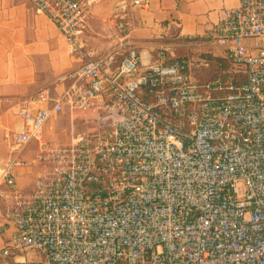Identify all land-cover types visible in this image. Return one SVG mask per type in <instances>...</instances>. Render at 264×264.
<instances>
[{
	"label": "built area",
	"instance_id": "1",
	"mask_svg": "<svg viewBox=\"0 0 264 264\" xmlns=\"http://www.w3.org/2000/svg\"><path fill=\"white\" fill-rule=\"evenodd\" d=\"M26 1L80 66L57 78L70 82L61 94L46 86L16 110L23 129L8 138L0 176V264H264V0H238L206 35L180 41L223 50L229 69L209 80L169 48L152 64L130 48L113 66L79 37L87 0ZM66 108L91 116L95 131L44 140ZM32 141L42 171L24 194L16 170Z\"/></svg>",
	"mask_w": 264,
	"mask_h": 264
},
{
	"label": "crops",
	"instance_id": "2",
	"mask_svg": "<svg viewBox=\"0 0 264 264\" xmlns=\"http://www.w3.org/2000/svg\"><path fill=\"white\" fill-rule=\"evenodd\" d=\"M87 1L88 14L79 37L91 56H110L116 66L132 48L144 64H152L158 60L160 50L169 48L170 60L194 61L192 71L200 80L222 74L197 63L201 52L222 57V49L178 44L186 42L189 36L206 35L219 21L221 11L236 7L238 0H149L148 9L133 7L132 0ZM115 15L128 19L129 31L124 33L118 29L116 22L120 19L114 20ZM79 66L80 62L69 53L66 38L46 15L37 13L26 0H0V176L11 153L8 138L23 129L17 108L29 104L46 86L52 88L54 96L61 94L70 82L57 83V78L74 72ZM47 106L43 102L37 104L40 108ZM78 116L91 117L67 108L52 116L43 127V139L70 144L88 133H76ZM37 155L36 141L30 142L21 153L25 165L16 170V188L21 193L33 192L41 174L42 164ZM2 211L0 199V228ZM4 239L0 229V247Z\"/></svg>",
	"mask_w": 264,
	"mask_h": 264
},
{
	"label": "rangeland",
	"instance_id": "3",
	"mask_svg": "<svg viewBox=\"0 0 264 264\" xmlns=\"http://www.w3.org/2000/svg\"><path fill=\"white\" fill-rule=\"evenodd\" d=\"M200 58V59H199ZM199 63L201 60H206L209 63V68L213 70L212 72H223L229 69V64L226 62V60L223 59V57H216L211 54L201 52L199 54ZM197 59V58H196ZM208 68V67H207ZM213 73V75H214ZM216 74V73H215ZM221 74V73H220ZM212 75V76H213ZM219 76V74L217 75ZM216 75L214 76L217 77ZM96 129V122L91 121L89 118H82L81 116H78L75 120V131L77 134H82L84 132H94Z\"/></svg>",
	"mask_w": 264,
	"mask_h": 264
}]
</instances>
